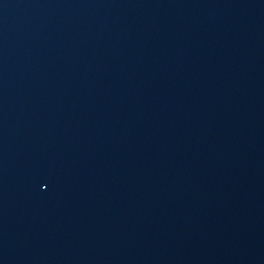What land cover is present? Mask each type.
Listing matches in <instances>:
<instances>
[{
    "label": "water",
    "instance_id": "95a60500",
    "mask_svg": "<svg viewBox=\"0 0 264 264\" xmlns=\"http://www.w3.org/2000/svg\"><path fill=\"white\" fill-rule=\"evenodd\" d=\"M0 264H264V0H0Z\"/></svg>",
    "mask_w": 264,
    "mask_h": 264
}]
</instances>
